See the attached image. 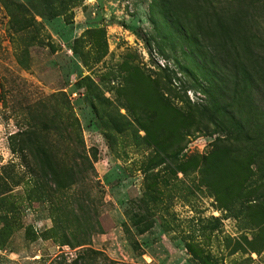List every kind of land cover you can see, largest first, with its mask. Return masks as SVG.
<instances>
[{"label": "rangeland", "instance_id": "1", "mask_svg": "<svg viewBox=\"0 0 264 264\" xmlns=\"http://www.w3.org/2000/svg\"><path fill=\"white\" fill-rule=\"evenodd\" d=\"M39 2L0 0V264H69L82 247L51 237L49 201L8 144L67 112L93 159L68 191L89 189L88 207L63 217L98 224L94 264H264V0H73L53 18ZM245 45L256 72L229 100L219 47ZM223 106L227 131L209 117ZM133 205L152 213L141 235Z\"/></svg>", "mask_w": 264, "mask_h": 264}, {"label": "trees", "instance_id": "2", "mask_svg": "<svg viewBox=\"0 0 264 264\" xmlns=\"http://www.w3.org/2000/svg\"><path fill=\"white\" fill-rule=\"evenodd\" d=\"M67 1L73 0H40L39 3L47 13V17L53 18L60 14L61 11L59 9ZM225 27L226 23L220 22L219 30L222 29L224 32V29H227ZM220 49L219 47V67L226 71L224 76L232 79V88L230 89L232 96L229 97V100L231 98H240L248 92L249 86L247 83L251 81L252 74L256 72L257 64L252 58V50L245 45L244 55L235 54L230 57L228 53L225 51L221 52ZM261 64L263 66L261 71L264 74V54ZM202 79L206 81L205 78ZM224 94L225 92H222V90L219 93L220 96ZM200 108L201 112L207 111L204 107ZM221 108L223 109L220 112L215 109L211 110L209 117L213 119L212 121L218 129L227 131V126H224L222 121H217L216 115L218 117V115L226 114L232 123L235 120L233 115L224 109V106ZM194 111L197 113V108ZM65 118V123L60 118L55 119V125L54 123L47 124L44 121L33 122L30 119L22 129L9 135L8 144L10 152L19 155L21 160L25 161V167L28 174L33 178V185L36 186L38 194H41L49 201L53 213L52 226L49 228L51 237L57 238L60 245L82 246L69 264H94L95 256L98 255V252L85 245L88 244L89 234L99 228L98 224L94 225L90 220H83L82 222L77 220L73 224L67 225L63 217V210L66 209L69 202L71 205H79L81 201L90 203L89 189L79 192L82 195H79L78 192L70 194L68 191L85 179V175H83L85 166L91 169L93 159V156L89 158L85 154L76 118L70 112L66 113ZM65 130L68 132L66 136L72 142L71 144L69 141H65L67 139L62 136ZM70 134L72 135L71 138L69 137ZM63 141L65 142L62 144ZM142 200L139 199L138 202H143ZM88 203L84 204L86 208ZM133 206L129 207L126 217L135 234L141 235L152 227V213L146 206L144 208ZM69 237H71L72 242L68 240ZM130 246L133 251L139 253V245L136 240H131ZM104 259L100 264L109 263L106 261L107 259Z\"/></svg>", "mask_w": 264, "mask_h": 264}]
</instances>
